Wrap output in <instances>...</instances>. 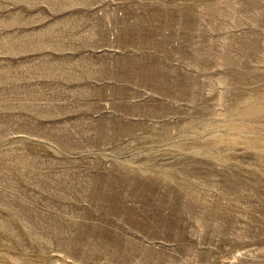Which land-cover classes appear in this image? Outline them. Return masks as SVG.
Segmentation results:
<instances>
[{"label": "rangeland", "instance_id": "obj_1", "mask_svg": "<svg viewBox=\"0 0 264 264\" xmlns=\"http://www.w3.org/2000/svg\"><path fill=\"white\" fill-rule=\"evenodd\" d=\"M0 264H264V0H0Z\"/></svg>", "mask_w": 264, "mask_h": 264}]
</instances>
